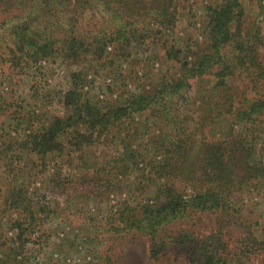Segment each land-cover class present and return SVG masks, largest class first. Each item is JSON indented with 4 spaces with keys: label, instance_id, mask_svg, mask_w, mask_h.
I'll list each match as a JSON object with an SVG mask.
<instances>
[{
    "label": "rangeland",
    "instance_id": "rangeland-1",
    "mask_svg": "<svg viewBox=\"0 0 264 264\" xmlns=\"http://www.w3.org/2000/svg\"><path fill=\"white\" fill-rule=\"evenodd\" d=\"M213 2L220 0H183L175 27L161 30L155 42L135 45L129 55L109 47L104 56L88 55L79 62L56 54L18 68L0 63V174L6 156L12 171L5 176L7 186L27 189L38 216L34 225L24 222L21 228L18 221L24 220L23 213L4 210L0 204V264H101L107 254L114 264H189L185 248L177 244L154 260L147 237L96 232L115 223L127 207H137L157 192L153 173L146 171L143 178H137L136 164L144 169L164 159L175 162L174 145L190 137L195 139L190 165L188 155L182 156L178 165L183 167L175 166L172 180L162 183H173L179 192L191 196L193 188L190 182H182L180 174L192 180L194 172L203 178L201 169L211 154L221 158L222 142L237 151L246 150L243 164L238 157L231 164L233 182L242 184L231 197L236 215L225 242L239 251L240 242L244 243L247 257L242 264H264V245L254 246L247 239L252 233L264 242V116L247 119L251 102L264 96V85L255 89L249 76L227 79L232 90L228 103L217 96L213 79L204 78L192 81L183 96L158 98L151 108L131 110L106 132L92 135L81 127L93 136L92 144L75 152L67 135L63 138L66 151L49 155L43 166L27 151L20 152L21 160L5 151L20 137L72 115L66 107L70 92L80 95V103L89 102L106 112L128 105L138 95L152 97L161 91L181 76L182 63L166 57L169 46L192 45L188 61L207 48V8ZM244 8L245 25L256 20L261 27L264 64V2L248 0ZM138 184L150 185V191L140 196L135 189ZM217 217L212 212H195L172 225L168 234L177 238L188 232L203 238L217 229Z\"/></svg>",
    "mask_w": 264,
    "mask_h": 264
},
{
    "label": "trees",
    "instance_id": "trees-1",
    "mask_svg": "<svg viewBox=\"0 0 264 264\" xmlns=\"http://www.w3.org/2000/svg\"><path fill=\"white\" fill-rule=\"evenodd\" d=\"M246 1L220 0L209 4L207 48L194 53L195 60L188 61L193 52L192 45L185 48L175 44L169 46L166 57L182 63L181 76L152 97L138 95L128 105L105 112L89 102L80 103V95L75 91L70 92L66 96V107L72 115L57 118L46 128L20 137L5 151L10 155L16 153L20 160V152L27 151L33 161L34 157L43 161V166L49 155H60L66 151L65 136L71 137L68 144L75 152L82 151L85 145L92 144V135L97 131L106 132L111 125L120 123L131 110L139 112L151 108L158 98L161 101L169 96H183L192 88L194 80L213 79L218 88L217 96L227 103L232 98V90L227 82L229 77L249 76L255 89L264 85V64L260 55L261 27L256 20L245 25ZM256 1L260 5L264 2ZM181 2L183 0H0V63L18 68L21 64L35 63L56 54L79 62L88 55L102 57L109 47H113L117 54L129 55L135 45L155 42L161 30L175 27ZM229 55H232L231 59ZM248 86L251 87V84L248 83ZM251 105L247 119L264 116V96L256 98ZM81 127L91 130L92 135L83 133ZM178 142L173 150L178 154L175 162L164 159L144 169H140L139 163L136 164L137 178H143L149 171L153 173L154 180L157 179L154 182L157 185L154 197L143 204L140 202L137 207H127L115 223L100 228L96 235L105 230L114 237H147L154 260H159L177 244L185 248L189 264H242L247 257L242 246L244 243L240 242V251L236 248L232 250L225 237L232 234L230 226L236 215L230 206L231 197L242 184L240 181L233 182L231 164L236 157L243 164L246 150L237 151L238 148H229L228 142L221 141V148L218 149L221 158L217 157L219 154L216 157L211 154L210 160L201 169L203 178L194 172L192 180L180 174L182 182H190L193 188V194L186 196L173 183H162V180H172L175 166L183 167L178 165L182 156L188 155L189 165L193 158L195 139L190 137ZM5 159L6 156L3 157L0 174V204L4 210L17 209L23 213L24 220L18 221L21 228L24 222L32 226L38 217L35 203L24 187L7 186L5 176L12 171ZM117 160L121 162L120 156ZM150 187L135 185L140 196L150 191ZM195 212L218 214L217 229L203 238L188 232L177 238L168 234L172 225ZM247 239L254 246L264 245L252 233ZM101 264H114L112 255L107 254Z\"/></svg>",
    "mask_w": 264,
    "mask_h": 264
}]
</instances>
